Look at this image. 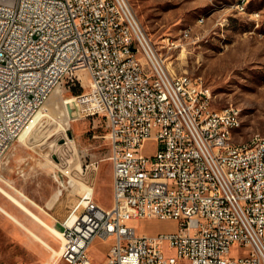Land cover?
<instances>
[{"label": "built area", "instance_id": "1", "mask_svg": "<svg viewBox=\"0 0 264 264\" xmlns=\"http://www.w3.org/2000/svg\"><path fill=\"white\" fill-rule=\"evenodd\" d=\"M64 1L91 44L88 63L49 2L0 0V156L79 67L88 76L83 114L106 121L111 204L98 205L83 179L88 188L60 223L65 246L49 264H93L97 239L108 242L103 264H264V135L236 141V107H213L200 79L171 73L129 0ZM153 218L177 229L136 233L130 224Z\"/></svg>", "mask_w": 264, "mask_h": 264}, {"label": "rangeland", "instance_id": "2", "mask_svg": "<svg viewBox=\"0 0 264 264\" xmlns=\"http://www.w3.org/2000/svg\"><path fill=\"white\" fill-rule=\"evenodd\" d=\"M129 1L171 73L200 79L211 90L213 107L239 109L236 141L264 135V0ZM76 77L81 93L72 94L64 77L39 109L43 114L26 141L14 140L0 156V264H49L57 258L62 240L56 231L78 200L83 179L92 181L98 205L111 203L106 121L101 114H83L86 68L79 67ZM154 147L148 140L143 150L149 154ZM59 160L71 167V178L57 169ZM130 224L136 233L177 229L175 221L156 218ZM106 250L104 243H93L92 263L103 264ZM164 250L174 254L173 249Z\"/></svg>", "mask_w": 264, "mask_h": 264}, {"label": "bare ground", "instance_id": "3", "mask_svg": "<svg viewBox=\"0 0 264 264\" xmlns=\"http://www.w3.org/2000/svg\"><path fill=\"white\" fill-rule=\"evenodd\" d=\"M41 1L49 2L50 5H52L55 8H57L60 13L64 14V16H66L67 27H68V29H71L73 31V33H74L75 45L77 47H81V49H82L81 61H82V63H88V58H91V44L88 41V39L83 38V34H81V25L77 21V17H75V15L73 14L72 8L64 0H41ZM41 114H43V113H41L40 111H37V113L35 115V119L39 118L41 116ZM234 124L235 125H240L241 124V117H240V112H239L238 108H236V114H234ZM27 132H28V130L22 131L17 136V138L15 140L19 139V140H22L23 142H25L26 139H27ZM80 184H81L80 186H81V188L83 190L88 188L83 183H80ZM7 196L13 202L18 204V206L20 208H22L25 212H27L30 216H32V218H34L36 221L41 222L40 218L36 214H34L30 209H28L26 206H24L22 203H20L19 201H17L15 198L11 197L10 195H7ZM14 220H15L16 223L20 224V222L17 219H14ZM56 232L59 233L58 236L62 240L61 241L62 243H61L60 246H65L66 233H60L59 230H57ZM59 256H60V249L58 251L57 258H59Z\"/></svg>", "mask_w": 264, "mask_h": 264}, {"label": "trees", "instance_id": "4", "mask_svg": "<svg viewBox=\"0 0 264 264\" xmlns=\"http://www.w3.org/2000/svg\"><path fill=\"white\" fill-rule=\"evenodd\" d=\"M67 86L71 90L72 94L77 95V94L81 93V89H80V87L79 88L77 87V84L75 81H70L68 79Z\"/></svg>", "mask_w": 264, "mask_h": 264}, {"label": "crops", "instance_id": "5", "mask_svg": "<svg viewBox=\"0 0 264 264\" xmlns=\"http://www.w3.org/2000/svg\"><path fill=\"white\" fill-rule=\"evenodd\" d=\"M110 204H111V203H110ZM12 209H13V211H15L14 208H12ZM12 214H14V213H12ZM13 216H14V215H13ZM60 228H61V224H60ZM60 228H59L58 230H60ZM95 242H96V243H104L103 241H101V240H99V239H97ZM95 242H94V243H95ZM104 244L107 246L108 242H105Z\"/></svg>", "mask_w": 264, "mask_h": 264}, {"label": "water", "instance_id": "6", "mask_svg": "<svg viewBox=\"0 0 264 264\" xmlns=\"http://www.w3.org/2000/svg\"><path fill=\"white\" fill-rule=\"evenodd\" d=\"M70 108H69V106L67 105V110H69Z\"/></svg>", "mask_w": 264, "mask_h": 264}]
</instances>
